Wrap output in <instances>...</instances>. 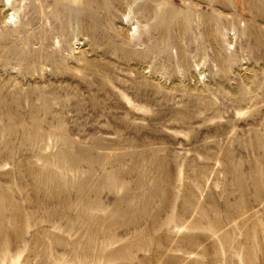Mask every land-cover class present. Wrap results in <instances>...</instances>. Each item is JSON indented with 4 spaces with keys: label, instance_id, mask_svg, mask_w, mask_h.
Segmentation results:
<instances>
[{
    "label": "rangeland",
    "instance_id": "rangeland-1",
    "mask_svg": "<svg viewBox=\"0 0 264 264\" xmlns=\"http://www.w3.org/2000/svg\"><path fill=\"white\" fill-rule=\"evenodd\" d=\"M0 264H264V0H0Z\"/></svg>",
    "mask_w": 264,
    "mask_h": 264
}]
</instances>
